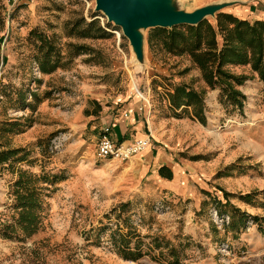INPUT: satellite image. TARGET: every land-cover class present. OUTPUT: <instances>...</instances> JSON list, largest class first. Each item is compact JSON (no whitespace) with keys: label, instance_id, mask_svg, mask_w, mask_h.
<instances>
[{"label":"rangeland","instance_id":"374dc122","mask_svg":"<svg viewBox=\"0 0 264 264\" xmlns=\"http://www.w3.org/2000/svg\"><path fill=\"white\" fill-rule=\"evenodd\" d=\"M93 7L0 0V152L16 150L0 159V264H264V82L250 64L223 66L245 78L237 109L187 55L165 54L159 41L150 50V30L137 66L120 30ZM92 20L103 38L71 31ZM45 55L53 68L41 73ZM181 84L199 94L201 120L192 106L169 108L166 94ZM130 107L180 168L179 191L162 183L172 179L164 166L154 178L133 157L96 159L99 121ZM31 190L36 225L25 235L17 198Z\"/></svg>","mask_w":264,"mask_h":264},{"label":"trees","instance_id":"16d2710c","mask_svg":"<svg viewBox=\"0 0 264 264\" xmlns=\"http://www.w3.org/2000/svg\"><path fill=\"white\" fill-rule=\"evenodd\" d=\"M82 38H103L106 33L97 25L96 20L84 24V28L78 29V23L72 26ZM147 37V46L151 50L155 41H159L160 49L171 56L187 55L192 64L197 67L202 78L209 88L219 87L226 101L237 109L242 106L243 96L235 87L240 86L245 80L242 76H233L222 69L225 65H245L255 71L261 81L264 82V20L249 22L235 16L220 12L215 15V24L211 25L207 20L197 26H179L167 29H151ZM217 37L220 38L218 46ZM47 56H44L43 63L39 64V72L47 73L50 69L44 67L47 64ZM169 108L174 112L179 108L194 107V116L200 120L201 98L197 92L184 84L176 85L171 92L166 94ZM15 151L0 152V159L7 155H13ZM160 172V170H159ZM24 183L16 182L15 187ZM34 190L27 191L17 198V205L23 208L19 215L17 227L22 229L23 234L29 235L34 230V222L30 212L37 206L33 198ZM26 212V213H24ZM5 226L4 230H7ZM4 235L7 236L6 231ZM124 252L129 248L124 245ZM171 264H177L176 261Z\"/></svg>","mask_w":264,"mask_h":264},{"label":"water","instance_id":"95a60500","mask_svg":"<svg viewBox=\"0 0 264 264\" xmlns=\"http://www.w3.org/2000/svg\"><path fill=\"white\" fill-rule=\"evenodd\" d=\"M94 13H101L107 24L118 28L140 67L144 62L142 33L151 29H171L179 26H197L214 19L230 2H214L197 9H182L181 0H93Z\"/></svg>","mask_w":264,"mask_h":264},{"label":"crops","instance_id":"0c3cea01","mask_svg":"<svg viewBox=\"0 0 264 264\" xmlns=\"http://www.w3.org/2000/svg\"><path fill=\"white\" fill-rule=\"evenodd\" d=\"M193 5L192 9H197L202 6L214 3L226 1L231 5L225 7L221 12L229 13L241 20H247L249 22L255 20H264V0H187ZM143 99V97H142ZM144 100V99H143ZM145 101V100H144ZM99 130L106 127L109 128V139L114 143H131L139 139H148L147 147L132 156L133 163L140 165L141 168L153 171V177L158 178L157 170L164 166L171 172V180L162 179V183H170V190L179 191V187H175V180L179 176L180 168L175 167V164L168 158L164 157L163 152L158 150V146L154 145L156 138L152 135L148 120L145 115L137 113L133 107H130L129 113H123L122 117H112L110 115L105 116L101 123H98ZM100 133V132H99ZM131 158V157H130ZM184 167H186L184 165ZM151 171V172H152ZM193 170H189L188 174ZM191 192V191H190ZM246 209V208H245ZM198 210V208H197Z\"/></svg>","mask_w":264,"mask_h":264},{"label":"built area","instance_id":"2783aa9c","mask_svg":"<svg viewBox=\"0 0 264 264\" xmlns=\"http://www.w3.org/2000/svg\"><path fill=\"white\" fill-rule=\"evenodd\" d=\"M108 134L109 128L104 127L101 129L95 148V157L97 160L116 159L126 161L144 150L148 145L147 138L139 139L131 143H114L109 139ZM62 141L63 139L61 137L54 138L51 142L50 150H57L61 146ZM214 217H216L215 221L223 222L216 215Z\"/></svg>","mask_w":264,"mask_h":264},{"label":"bare ground","instance_id":"6f19581e","mask_svg":"<svg viewBox=\"0 0 264 264\" xmlns=\"http://www.w3.org/2000/svg\"><path fill=\"white\" fill-rule=\"evenodd\" d=\"M138 66V65H137ZM141 96V95H140ZM145 100V99H144Z\"/></svg>","mask_w":264,"mask_h":264}]
</instances>
